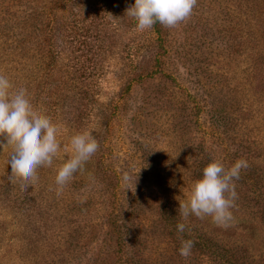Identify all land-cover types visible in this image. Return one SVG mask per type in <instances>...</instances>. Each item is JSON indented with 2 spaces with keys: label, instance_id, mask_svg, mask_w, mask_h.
I'll use <instances>...</instances> for the list:
<instances>
[{
  "label": "rangeland",
  "instance_id": "374dc122",
  "mask_svg": "<svg viewBox=\"0 0 264 264\" xmlns=\"http://www.w3.org/2000/svg\"><path fill=\"white\" fill-rule=\"evenodd\" d=\"M133 2L0 0V73L58 124L61 145L24 187L0 136V264H226L223 250L264 264V0H196L161 45L126 13ZM83 130L98 149L58 192ZM238 158L229 226L181 217L202 168ZM190 229L217 249L181 256Z\"/></svg>",
  "mask_w": 264,
  "mask_h": 264
},
{
  "label": "clouds",
  "instance_id": "9594fccd",
  "mask_svg": "<svg viewBox=\"0 0 264 264\" xmlns=\"http://www.w3.org/2000/svg\"><path fill=\"white\" fill-rule=\"evenodd\" d=\"M196 0H134L126 13L136 21V27L144 30L155 23L173 27L193 11ZM59 126L38 106L32 104L27 89L14 87L9 78L0 73V136H3L10 153L8 165L20 178L24 187L37 179V168L51 165L60 149ZM72 154L56 168L57 191L72 178L98 149L96 139L89 130L74 133L70 139ZM248 167L245 158H238L225 167L219 160L209 161L199 178L191 184L187 198L179 201L178 212L183 218L210 216L220 227H228L233 219L231 208L236 197L234 181L242 168ZM27 182V183H26ZM178 233L186 230V224H176ZM193 241L182 239L178 249L181 256H188Z\"/></svg>",
  "mask_w": 264,
  "mask_h": 264
},
{
  "label": "trees",
  "instance_id": "16d2710c",
  "mask_svg": "<svg viewBox=\"0 0 264 264\" xmlns=\"http://www.w3.org/2000/svg\"><path fill=\"white\" fill-rule=\"evenodd\" d=\"M40 9V7H34V8H32V10L34 9V10H36V9ZM32 15V14H31ZM15 18V17H14ZM21 19H23V20H25V19H27V18H24L23 16H22V18ZM152 28H153V30H154V32L156 33V39H157V41H158V44H160L161 45V43L163 42V31H164V25H162V24H160L159 22H157V23H155L153 26H152ZM163 45V44H162ZM162 57H163V54H155L153 57H151V59H149V62H152L153 60H155V62L154 63H156V62H158V63H160L161 62V60H163L162 59ZM143 73L144 74H146L145 72H144V70H143V68H142V71L141 72H139V76L141 77L142 75H143ZM163 204V202L162 203H160V205H159V208H158V210H159V212H160V215L162 216L163 214H165V212L167 211V209H168V206H163L162 205ZM168 216H170V215H168ZM165 220H166V225H170V224H174V223H177V221H175L174 220V218H169V217H165ZM174 220V221H173ZM195 231H192L191 232V229H190V232L189 233H187V234H185L186 236H185V238H181V239H191L192 241H193V246H192V250H195V249H207L209 252H212V251H215L216 249H217V247H211L209 244H207L206 242H201V238L197 241V240H195V238H194V236H192L191 234H193V235H196L195 233H194ZM186 233V232H185ZM200 247H202V248H200ZM224 252H223V254L225 255V263L226 264H236V261H234L233 262V260H235V259H233L232 258V256L229 254V253H227V252H225V250H223Z\"/></svg>",
  "mask_w": 264,
  "mask_h": 264
}]
</instances>
